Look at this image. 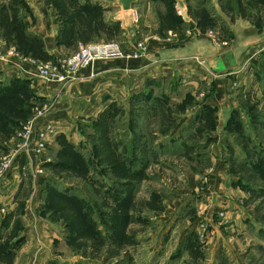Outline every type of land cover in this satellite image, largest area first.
Wrapping results in <instances>:
<instances>
[{
  "label": "rangeland",
  "instance_id": "374dc122",
  "mask_svg": "<svg viewBox=\"0 0 264 264\" xmlns=\"http://www.w3.org/2000/svg\"><path fill=\"white\" fill-rule=\"evenodd\" d=\"M117 2L0 0V65L29 80L0 97V181L23 183L0 264H264V0H135L129 13ZM115 14L122 30L102 24ZM246 28L261 40L246 45ZM191 43L232 50L237 65L162 62ZM114 47L121 58L86 64ZM149 48L164 69L139 73L137 95L129 78L116 102L113 81L101 106L98 89L73 97L85 72ZM217 82L222 111L209 104Z\"/></svg>",
  "mask_w": 264,
  "mask_h": 264
},
{
  "label": "crops",
  "instance_id": "0c3cea01",
  "mask_svg": "<svg viewBox=\"0 0 264 264\" xmlns=\"http://www.w3.org/2000/svg\"><path fill=\"white\" fill-rule=\"evenodd\" d=\"M98 3H99L98 5L99 6L101 5L104 9L107 8L108 4H106L105 1H99ZM116 8H119L118 4H117ZM125 13H129V11L125 12ZM118 17H122V16H117V14H115L114 18H112L111 20L104 18L102 20V24L106 25L108 27L113 26L115 28H120L122 30L123 29L122 28V21L118 20L117 19ZM127 20H129V18ZM131 25H132V23L130 21V23L128 24V27H132ZM243 35H244L243 37L246 39V45H249V46H251L254 41H257L260 38V36L251 28H246L243 32ZM39 36L42 38V40L45 41L48 53H51L53 51L54 47L52 45L48 46V42H47L48 37L42 36V35H39ZM51 38H52V40L56 39V34H52ZM259 40H261V39H259ZM169 49L171 51L168 53L169 55H167V56L172 57V58H166L164 56L163 57L164 59L162 60V62L165 63V61H167L168 62L167 64H171V65H173V63H177V59H178V61H182V62L186 63L185 67H187V66L191 67L192 66L191 61H192V58H194V57L206 60L210 70L216 71L217 73L218 72H225L227 70H231L234 68V66L237 65V61H236V58L234 55V51H232V50L231 51H222L221 50L222 53H219V52H214L212 49V51L207 52L201 43H199V44L198 43H196V44L191 43V44H187L185 46H182L180 48L181 53L179 52L180 54L178 56H176L177 52L176 53L173 52L176 48L175 49L169 48ZM160 50H161V48H159L158 50H155V51H154V49L149 48L147 53L144 55V57H142L140 59V61L132 62L129 64H127V63L126 64L121 63V64H116V65L108 64V63L99 64V68H96V70H94V74H92L91 76H89L87 72H85L83 74L82 84L80 85L82 88V91L79 92L80 90H78L76 92V94L72 93L73 97L78 98L81 96L80 94H83L84 97H88V96H92V95L96 96V90L98 89V92H99L98 99L100 102H102V103H100V106H101L107 100L106 99L107 89L109 88L108 86L111 85L110 82L113 81L112 85H117L118 83H120V87L118 88V90L120 91L121 96L115 98V102H116L119 99L124 98V96L122 94L124 87L122 84L124 81L127 82L129 80V78L131 79V80H129V83L131 86L130 87L131 88L130 98L133 97V95H137V94H135L137 92L133 93V84H132L133 82L132 81L135 78H138L139 73L145 74V75L146 74L151 75L154 73V70L156 71L161 67V65H160L161 61H157V59H156V55L159 53ZM163 50L168 51L167 48H164ZM262 51H264V46L262 48ZM247 52H248V46L246 48V54H247ZM173 58H176V59H173ZM164 63H162V64H164ZM161 69H164V68L161 67ZM21 73H23V75H21ZM12 76L14 77L13 80H11ZM22 76H25L24 72L18 71V74H16L15 70L12 71L11 68L2 67L0 65V88L10 87L12 85L20 84L21 83L20 81H22V84H23V80H26V79H22ZM5 78H11V79H9L10 81L9 80L6 81V80H4ZM26 81L29 82V80H26ZM220 83H218V82L216 83V86H215L216 97H213L214 99H210L209 104L217 107L218 110L222 111L224 109V105H226L225 103H227V101H226L227 96L224 95L225 94L224 92L226 90L225 83L224 82H220ZM221 87H222V90H221ZM69 89L76 91V89H78V83H76L75 85L70 84ZM51 90L54 91V89H51ZM54 93H56V92L54 91ZM102 96H104V98H101ZM37 97L39 99L44 100V101H48L50 99V94H48V93L46 94V91H45V93L38 92ZM103 100H105V101H103ZM59 101L60 102L58 104H60V105L63 104V103H61V101H62L61 98L59 99ZM110 102H111V100L108 101V103H110ZM231 102H229V103L231 104ZM96 104H98V102ZM65 111H66V109H63V108H59L58 110H56V112L51 114L52 120L60 119L56 122H61L62 119L64 118V115H67ZM46 119L44 121H42L41 124L45 123V121H47ZM51 122H53V121H51ZM41 124H40L39 128H40V131L42 132V130L44 128L41 126ZM18 164L19 163L17 162V165ZM22 164H20V166ZM50 181H53V180H50ZM22 187H23V183L14 185V183L11 180L10 181H8V180L0 181V193L3 195V197L0 196L1 201L4 199L6 201L5 204L8 205V208H6L7 214L5 215V213H0V229H4V230H6V232L8 231V227H6L5 225H9L7 222V219L9 220L11 214H13V216L15 215L14 214L15 210H16V208H18L17 198L19 197V195L22 191ZM39 192H40V190H39ZM5 194H7V195H5ZM23 220H24V218H23Z\"/></svg>",
  "mask_w": 264,
  "mask_h": 264
},
{
  "label": "built area",
  "instance_id": "2783aa9c",
  "mask_svg": "<svg viewBox=\"0 0 264 264\" xmlns=\"http://www.w3.org/2000/svg\"><path fill=\"white\" fill-rule=\"evenodd\" d=\"M178 15L183 18V15L181 12H179ZM117 52H118V49L114 47V48H109V49L105 50L103 53L98 54L96 56H93V55L85 52L83 54V57H84V60H88V62L86 64H90L96 60H109V59H113V58H117V59L121 58L122 56L120 54L117 55Z\"/></svg>",
  "mask_w": 264,
  "mask_h": 264
},
{
  "label": "water",
  "instance_id": "95a60500",
  "mask_svg": "<svg viewBox=\"0 0 264 264\" xmlns=\"http://www.w3.org/2000/svg\"><path fill=\"white\" fill-rule=\"evenodd\" d=\"M135 0H118V7L121 8V10H123L124 12L130 11L132 9V7L135 6ZM184 20L187 19L186 14L183 16ZM118 20H122V17H118ZM214 73H216V71H213Z\"/></svg>",
  "mask_w": 264,
  "mask_h": 264
},
{
  "label": "trees",
  "instance_id": "16d2710c",
  "mask_svg": "<svg viewBox=\"0 0 264 264\" xmlns=\"http://www.w3.org/2000/svg\"><path fill=\"white\" fill-rule=\"evenodd\" d=\"M25 83H27V81H24L23 80V85H25ZM12 86H15V85H12ZM11 87V86H10ZM10 87H5V88H0V97L1 98H9V99H11L12 98V93H13V91L15 90L14 88H12V89H8V88H10ZM6 89H8V90H6Z\"/></svg>",
  "mask_w": 264,
  "mask_h": 264
}]
</instances>
